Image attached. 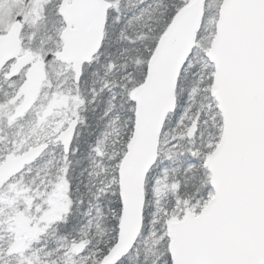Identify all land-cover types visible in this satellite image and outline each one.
<instances>
[{
    "label": "snow or ice",
    "instance_id": "1",
    "mask_svg": "<svg viewBox=\"0 0 264 264\" xmlns=\"http://www.w3.org/2000/svg\"><path fill=\"white\" fill-rule=\"evenodd\" d=\"M0 264H264V0H0Z\"/></svg>",
    "mask_w": 264,
    "mask_h": 264
}]
</instances>
